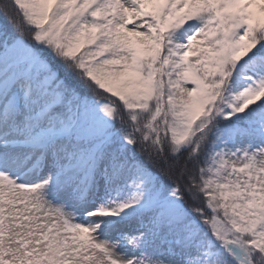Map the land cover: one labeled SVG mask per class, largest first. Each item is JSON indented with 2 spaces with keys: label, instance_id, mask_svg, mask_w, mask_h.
I'll use <instances>...</instances> for the list:
<instances>
[{
  "label": "snow or ice",
  "instance_id": "snow-or-ice-1",
  "mask_svg": "<svg viewBox=\"0 0 264 264\" xmlns=\"http://www.w3.org/2000/svg\"><path fill=\"white\" fill-rule=\"evenodd\" d=\"M0 264H264V0H0Z\"/></svg>",
  "mask_w": 264,
  "mask_h": 264
}]
</instances>
